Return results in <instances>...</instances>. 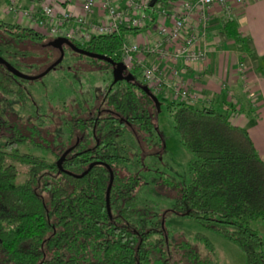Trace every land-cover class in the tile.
<instances>
[{"label":"trees","instance_id":"16d2710c","mask_svg":"<svg viewBox=\"0 0 264 264\" xmlns=\"http://www.w3.org/2000/svg\"><path fill=\"white\" fill-rule=\"evenodd\" d=\"M169 1L156 0L151 10L159 11ZM141 30L122 27L117 33L95 35L84 43L71 42L89 53L112 58L126 35ZM222 30L236 44L239 54L250 53L246 39L232 22H224ZM51 39L23 24L0 20V44L4 48H12L11 41H28L51 49L47 44ZM66 49L72 52L63 47V54ZM72 53L77 60L97 68L81 75L59 62L39 77L44 79L57 71V79L75 82L69 93L74 95L76 108L69 111L67 106L59 107L68 111V116L60 117L59 130L40 133L39 147L50 151L55 160L67 150L59 166L44 157L16 152L17 145L33 141L32 131L24 134L13 127L12 135L0 143V264H179L178 259L174 261V252L193 264H208L200 260L194 246L185 242L175 243L172 251L167 248L162 218L158 214L149 216L137 205L142 176L126 171L130 151L123 135L128 129L145 138L152 134L155 105L142 87L155 98L156 94L135 68L125 71L129 76L126 81L112 82L108 63ZM8 56L19 66V57L25 53L13 49ZM45 58L50 60L52 56ZM32 81L17 78L0 65L3 107L13 111L15 105L30 100L31 93L24 85ZM164 98L162 103L178 142L191 156L187 164L189 180L180 185L167 182L175 190L170 213L186 215L227 238L242 252L244 264H264V238L249 226L256 219L264 223V162L246 130L211 106H190ZM39 108L36 106L37 125L42 127L48 113ZM12 142L14 145H10ZM90 162L94 164L81 177L66 173L80 174ZM101 163L113 175L109 213L105 208L108 171ZM21 174L24 179L17 181ZM203 242L211 249L207 239Z\"/></svg>","mask_w":264,"mask_h":264},{"label":"rangeland","instance_id":"374dc122","mask_svg":"<svg viewBox=\"0 0 264 264\" xmlns=\"http://www.w3.org/2000/svg\"><path fill=\"white\" fill-rule=\"evenodd\" d=\"M15 2L21 6L26 3L24 0H15ZM7 3L5 0H0V20L14 23L18 18L14 14L5 12ZM159 23L158 13L154 12L153 22L147 28H144L141 34L146 35V31H154ZM141 34H131L130 37L133 41H138ZM10 43L12 47L10 49L2 47L0 44V56L12 67L27 76L40 74L51 64L50 60L54 61L58 57L56 49L43 47L39 43L32 44L28 41L21 44H15L12 41ZM13 49L25 53L24 57H19L20 64L17 63L19 66H16L12 56H8V51ZM48 55L52 56L50 60L43 59ZM61 66L73 67V70H77L81 75H88V70L97 68V65L89 64L85 60H77L74 54L67 49L63 54ZM59 74L57 71H52L51 76L44 79L38 78L29 85H24V88L30 91L31 98L25 100L22 106L15 105L13 111L4 108L0 102V143L3 142L4 138L12 135L13 127L24 134L32 131L34 133L33 141L27 140L17 145L16 152L18 154L30 153L44 157L48 162L56 161V157L50 151H44L39 147L38 144L42 143L40 133H54L59 130L61 126L60 117L68 116V111L59 107L64 105L71 111L70 109L77 106L76 102L72 100L74 95L69 93L71 88L75 86V82L57 79ZM76 74L75 77L77 78ZM163 93L167 94L166 99H178L165 90L156 95L157 104L154 107L152 134L145 138L144 135H136L128 129L123 135L130 151L129 160L125 164L126 171L142 176L137 192V205L145 210L149 216L158 214L160 219L162 218V226L164 229L166 228L167 248L170 251H172L171 249L175 243L185 242L190 246H194L199 253L200 260L209 262L208 264H244L242 252L227 238L199 225L194 219L186 215L174 216L169 211L170 204L175 197V190L167 182L180 185L189 180L187 164L191 156L178 142L177 134L172 128L171 117L162 103V100L165 99ZM1 98L0 95V100ZM63 101H66V103L62 104ZM36 106H39V109L45 108L48 113L42 127L37 125L39 112ZM218 109L221 113L224 112V107ZM10 145H14V142ZM13 163L19 168L23 167L18 162ZM118 171L119 175L123 174V171ZM23 179L24 175L21 174L17 181ZM249 226L264 238V223L261 219L250 221ZM195 234H198L201 240ZM202 237L208 240L211 249L204 244ZM173 258L174 261L178 259L179 264H193L186 257L177 255V252L173 253Z\"/></svg>","mask_w":264,"mask_h":264},{"label":"built area","instance_id":"2783aa9c","mask_svg":"<svg viewBox=\"0 0 264 264\" xmlns=\"http://www.w3.org/2000/svg\"><path fill=\"white\" fill-rule=\"evenodd\" d=\"M72 1L78 4V14L59 8ZM244 2L181 0L168 13L169 24H158L151 41H133L126 35L111 57L122 62L127 71L135 68L139 78L156 95L165 90L184 104L208 108L210 100L194 91L192 83L185 78V72L189 66L206 60V47L199 41L203 39L209 22V10L229 11L232 6ZM152 7L148 6V0H45L30 2L26 6L9 0L5 12L14 14L20 24L44 32L52 39L84 43L95 35L117 33L122 27L143 30L153 12L166 14L164 8L153 11ZM94 11L99 12L101 19L91 17ZM239 70L242 71L241 64Z\"/></svg>","mask_w":264,"mask_h":264},{"label":"crops","instance_id":"0c3cea01","mask_svg":"<svg viewBox=\"0 0 264 264\" xmlns=\"http://www.w3.org/2000/svg\"><path fill=\"white\" fill-rule=\"evenodd\" d=\"M180 1L170 0L164 8L166 14L158 13L159 24H169L168 13ZM24 2L29 4L26 0ZM26 3L24 6L28 5ZM59 8L72 14L79 13L75 1ZM208 15L204 37L199 41L201 46L206 47V60L189 66L185 78L192 83L195 92L210 100L209 107L217 110L224 107L223 114L227 119L246 130L264 162V0H245L229 11L211 8ZM91 17L101 19L98 11H94ZM153 20L154 12L148 25ZM226 21L232 22L246 39L248 55L239 54L233 40L225 36L222 26ZM154 32L146 31V35L138 33L141 34L138 41H151Z\"/></svg>","mask_w":264,"mask_h":264},{"label":"water","instance_id":"95a60500","mask_svg":"<svg viewBox=\"0 0 264 264\" xmlns=\"http://www.w3.org/2000/svg\"><path fill=\"white\" fill-rule=\"evenodd\" d=\"M156 0H148V6L152 7L155 4ZM48 46H50L53 49H56L58 51V57L49 65L47 66L40 74L35 75V76H27L24 75L23 73L19 72L17 69H15L14 67H12L9 63H7L1 56H0V65H3L11 74H13L15 77L17 78H21L24 80H34L37 79L39 77H41L42 75H44L46 72H48L51 69H54L55 65H57L63 58V47H67L69 48L72 52L77 53V54H81L90 58H95L98 60H102L106 63H108L111 66V73H112V82H116V81H120L122 78L124 79H129V76L123 77L122 73L126 71L125 66L122 64V62L120 61H115L112 58L105 56V55H99V54H94V53H89L81 48H78L77 46H75L71 41L66 40L64 38H53L51 40H49L47 42ZM142 90L145 92V94L147 96H149L153 102V104L156 106V98L148 91V89L143 86ZM67 153V150H65L64 152H62V154L59 156V158L56 160V166L58 167L61 160L63 159V157L65 156V154ZM94 164V162H90L87 166V168L82 171L80 174H72L69 172H66L70 175H72L73 177H81L83 174L86 173L87 170H89V168ZM103 166H105L107 168L108 171V182L106 185V189H105V208L107 213H109V190H110V186L112 183V171L110 170V168L104 164L101 163Z\"/></svg>","mask_w":264,"mask_h":264},{"label":"flooded vegetation","instance_id":"af4514ba","mask_svg":"<svg viewBox=\"0 0 264 264\" xmlns=\"http://www.w3.org/2000/svg\"><path fill=\"white\" fill-rule=\"evenodd\" d=\"M60 62H61V61H60ZM122 76H123V77H126V76H127L126 72H123V73H122ZM122 80L126 81L127 79L122 78L120 81H122Z\"/></svg>","mask_w":264,"mask_h":264}]
</instances>
